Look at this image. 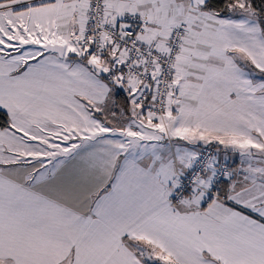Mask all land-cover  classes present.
Instances as JSON below:
<instances>
[{"label":"snow or ice","instance_id":"obj_1","mask_svg":"<svg viewBox=\"0 0 264 264\" xmlns=\"http://www.w3.org/2000/svg\"><path fill=\"white\" fill-rule=\"evenodd\" d=\"M0 264H264V0H0Z\"/></svg>","mask_w":264,"mask_h":264}]
</instances>
